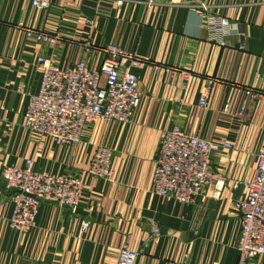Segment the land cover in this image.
<instances>
[{
  "label": "crops",
  "instance_id": "obj_1",
  "mask_svg": "<svg viewBox=\"0 0 264 264\" xmlns=\"http://www.w3.org/2000/svg\"><path fill=\"white\" fill-rule=\"evenodd\" d=\"M48 1L38 8L32 0H0V264H117L125 243L140 252L135 264H236V201L246 196L264 146V0ZM194 3L209 5L231 28L213 29ZM28 29L58 41H37ZM88 41L95 48L90 54ZM108 43L135 53L140 63L133 68L140 102L132 121L100 120L70 147L27 129L31 94L43 79L39 57L62 69L87 60L96 70ZM183 72L191 74L188 81ZM209 79L204 108L199 101ZM174 125L232 144L212 155L226 179L220 194L210 184L183 204L154 192L161 133ZM99 145L113 151L109 179L88 173ZM29 159L37 170L80 174L84 192L74 214L41 203L35 227L23 233L10 227L13 202L1 176L5 166L24 168Z\"/></svg>",
  "mask_w": 264,
  "mask_h": 264
},
{
  "label": "built area",
  "instance_id": "obj_2",
  "mask_svg": "<svg viewBox=\"0 0 264 264\" xmlns=\"http://www.w3.org/2000/svg\"><path fill=\"white\" fill-rule=\"evenodd\" d=\"M32 4L46 8L49 1L32 0ZM191 8L208 17L216 31L225 33L231 28L229 20L214 15L209 5L194 3ZM27 33L37 41L50 44L58 41V37L35 29H28ZM85 46L88 54L95 49L89 41ZM104 52L106 58L96 70L89 69L87 60L62 69L51 58L40 56L38 62L43 69V79L39 92L31 94L25 127L42 139L70 147L81 141L88 128L100 120L131 122L140 102L139 79L133 68L140 63L135 53L125 51L115 43H108ZM182 76L186 81L191 78L187 72ZM207 83L199 101L204 108L208 107L213 80L209 79ZM186 87L187 84H183V88ZM225 148H232L228 140L214 142L192 136L180 125L162 131L155 160L154 192L173 197L183 204L194 202L210 184L215 185L216 192L220 194L226 179L213 168L212 155ZM258 156L255 176L246 183L247 194L236 201L241 221L236 264H256L257 258L264 256V146ZM112 157L111 148L99 145L90 161L88 173L99 179L111 178ZM34 164L35 161L29 159L24 168L5 166L1 176L2 191L13 202L10 227L23 233L35 227L41 203L53 202L74 214L81 205L84 192L80 174H52L35 169ZM239 184L236 181L234 185L237 187ZM139 253L125 243L120 247L117 264H135Z\"/></svg>",
  "mask_w": 264,
  "mask_h": 264
}]
</instances>
